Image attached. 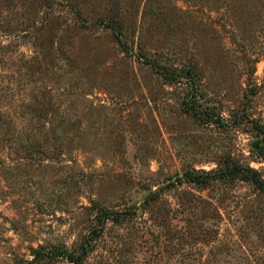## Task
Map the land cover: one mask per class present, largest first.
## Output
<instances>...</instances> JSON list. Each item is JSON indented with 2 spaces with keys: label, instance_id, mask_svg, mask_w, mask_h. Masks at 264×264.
<instances>
[{
  "label": "rangeland",
  "instance_id": "obj_1",
  "mask_svg": "<svg viewBox=\"0 0 264 264\" xmlns=\"http://www.w3.org/2000/svg\"><path fill=\"white\" fill-rule=\"evenodd\" d=\"M262 7L0 0V264H264Z\"/></svg>",
  "mask_w": 264,
  "mask_h": 264
},
{
  "label": "trees",
  "instance_id": "obj_2",
  "mask_svg": "<svg viewBox=\"0 0 264 264\" xmlns=\"http://www.w3.org/2000/svg\"><path fill=\"white\" fill-rule=\"evenodd\" d=\"M236 1V0H235ZM242 2V0H239ZM245 1V0H244ZM252 1V0H248ZM264 9V7H262ZM256 11V10H255ZM256 15H258L256 11ZM114 25V24H113ZM186 74L190 77H194L191 71H187ZM169 75L172 77V79L178 80L180 73L177 70H173V72H169ZM260 130L262 133H264V129L262 126H260ZM240 167H234L231 172L232 173H238ZM252 180L255 183L260 184V180L258 178L257 173H254ZM156 194H153L149 196V198H153ZM94 235L91 234L90 238L85 241L82 250H80V253H70L64 248H60L57 251H46L44 249H39V250H32V256L33 260L30 261L28 264H51L52 259H62L66 260L67 262L71 264H85L86 257L89 253L90 246L92 244Z\"/></svg>",
  "mask_w": 264,
  "mask_h": 264
}]
</instances>
